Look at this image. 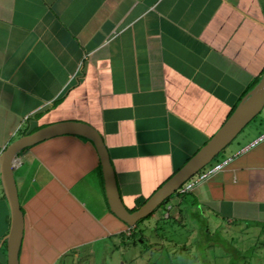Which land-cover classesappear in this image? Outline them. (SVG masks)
Segmentation results:
<instances>
[{"label":"crops","instance_id":"obj_1","mask_svg":"<svg viewBox=\"0 0 264 264\" xmlns=\"http://www.w3.org/2000/svg\"><path fill=\"white\" fill-rule=\"evenodd\" d=\"M264 71V0H0V152L45 125L101 135L125 207L137 206L221 126ZM264 130V108L220 158ZM19 264L118 249L93 143L75 134L18 153ZM264 223V139L167 205ZM9 208L0 184V264ZM240 223V224H241Z\"/></svg>","mask_w":264,"mask_h":264},{"label":"water","instance_id":"obj_2","mask_svg":"<svg viewBox=\"0 0 264 264\" xmlns=\"http://www.w3.org/2000/svg\"><path fill=\"white\" fill-rule=\"evenodd\" d=\"M263 108L264 71L209 139L133 211H129L120 198L114 170L100 133L88 123L76 120L55 122L13 139L0 152V184L8 204L10 218L8 231L3 238L6 245V264H19L23 215L13 171L18 160V153L22 149L59 134H75L91 140L99 157L110 211L128 227H132L141 218L154 211L181 184L211 163Z\"/></svg>","mask_w":264,"mask_h":264},{"label":"rangeland","instance_id":"obj_3","mask_svg":"<svg viewBox=\"0 0 264 264\" xmlns=\"http://www.w3.org/2000/svg\"><path fill=\"white\" fill-rule=\"evenodd\" d=\"M175 199L173 195L170 202ZM166 212L171 210L158 205L138 222L144 243L125 240L118 249L96 243L62 264H264V223L234 226L214 215L205 217L197 208L174 219L166 218Z\"/></svg>","mask_w":264,"mask_h":264},{"label":"built area","instance_id":"obj_4","mask_svg":"<svg viewBox=\"0 0 264 264\" xmlns=\"http://www.w3.org/2000/svg\"><path fill=\"white\" fill-rule=\"evenodd\" d=\"M264 139V130L259 132L255 137L250 139L248 142L243 144L240 148L229 155L222 156L221 158L209 163L206 167L197 175L191 176L186 180L180 187L179 193H185L191 191L196 185L201 183L203 180L208 178L210 175L223 170L229 162L241 152L247 151L250 148L254 147L259 141ZM168 215L166 212L165 217ZM123 231L126 233L130 232V227L125 228Z\"/></svg>","mask_w":264,"mask_h":264},{"label":"trees","instance_id":"obj_5","mask_svg":"<svg viewBox=\"0 0 264 264\" xmlns=\"http://www.w3.org/2000/svg\"><path fill=\"white\" fill-rule=\"evenodd\" d=\"M259 78V77H258ZM258 78L256 79V80H254L248 87H247V89L245 90V92L244 93H246L254 84H255V82L258 80ZM235 107V106H234ZM234 107H233V109H234ZM232 109V110H233ZM232 112V111H231ZM79 136V135H78ZM80 137H82V138H84V139H87V138H85V137H83V136H80ZM87 140H89V139H87ZM91 143H92V141L91 140H89ZM220 158V153L213 159V161H215V160H217V159H219ZM212 161V162H213ZM206 167V166H205ZM205 167H203V168H201L198 172H196L193 176H195V175H197L198 173H200ZM177 170V169H176ZM192 176V177H193ZM162 184V183H161ZM161 184H159L157 187H159ZM182 185V184H181ZM180 185V186H181ZM156 187V188H157ZM179 188L177 189V190H175L171 195H169L165 200H163L160 204H159V206H162V208L165 210V211H167L168 209H167V205L169 204V203H171L170 202V198L173 196V195H175V196H184V195H186V194H188L189 192H185V193H179ZM145 200H143V201H141V202H139L138 203V205L137 206H133V207H126L129 211H133L134 209H136L138 206H140L143 202H144ZM153 212L154 211H152L151 213H149L147 216H145V217H143V218H141L139 221H141V220H143V219H145V218H148L149 216H151L152 214H153ZM168 213V212H167ZM169 217H171L170 216V214H168L167 216H166V218H169ZM121 221V220H120ZM139 221H137V223L134 225V226H132V227H130V232L129 233H126L125 231H121V232H119L118 233V237H120V239H121V244H123L124 242H125V240H130L132 243H135V242H137L139 239H141L140 240V242H142V243H144L145 242V239H144V236H143V234H142V232L140 231V230H137V224H138V222ZM124 225H125V228H127L128 227V225L127 224H125L124 222H122ZM246 262V261H245Z\"/></svg>","mask_w":264,"mask_h":264}]
</instances>
